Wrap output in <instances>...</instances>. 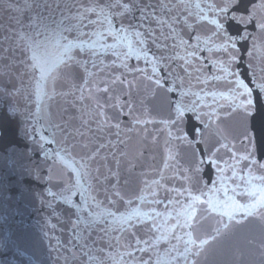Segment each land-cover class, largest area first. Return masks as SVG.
<instances>
[{
    "label": "water",
    "instance_id": "1",
    "mask_svg": "<svg viewBox=\"0 0 264 264\" xmlns=\"http://www.w3.org/2000/svg\"><path fill=\"white\" fill-rule=\"evenodd\" d=\"M138 32L141 35L137 36ZM126 48H151L157 57H165V70L183 78L185 89L192 92H227V78L214 82L210 79L215 74L212 60H222L235 73V79L243 80L248 97L254 101L257 86L264 84V0H0V264H64L48 246L46 219L51 217L41 197L50 199L49 187L56 191L67 186L74 179L73 168H80L85 184L95 189L97 199L105 200L103 177L109 175V169L116 170L119 160L124 197L116 205L120 211L129 198L136 201L142 191H147L145 181L151 185V181L164 176L161 184L167 187L184 183L174 169L188 165L191 149L172 139L174 127L170 136L169 126L160 123L174 112L172 105L179 99V89L169 93L171 82L166 81L160 88L139 73L119 69L113 54L124 53ZM137 63L134 58L129 61L131 67ZM139 66L145 67L144 62L140 61ZM185 66L192 77L185 73ZM201 67L202 79L208 76V84L195 79L199 74L195 70ZM114 76L131 81V86L127 82L112 83ZM103 87H109V92L98 91ZM116 98L125 105L131 100L134 106L133 116H120L119 136L114 127L119 108L110 107ZM192 99L186 97L185 103ZM261 100L264 102V93ZM98 102L104 105L109 118L103 130L97 128L98 120L104 119L97 115ZM203 104L210 105L203 107V112L212 114L214 128L218 126L226 137L222 142L234 144L242 153L248 144L242 137L247 127L253 142L250 151H255L254 158L264 163V148L260 145L264 115L257 114L245 122L242 110L230 109V101L219 95L215 100L206 96ZM134 116L156 123L137 125ZM185 121L183 134L194 141L197 155H204L205 144L196 140H206L213 150L219 147L216 141L220 137L215 131L206 135L191 113ZM191 125H196V135ZM76 128L86 131V136L70 134ZM92 137L94 142L85 148L82 139L88 143ZM109 140L114 146L101 150L108 159H91V149L100 143L107 145ZM41 145L50 159L44 158ZM170 152L173 157L179 153V159H169ZM32 168L40 170L42 179L29 174ZM254 174L264 172L254 170ZM225 175L230 177L231 172ZM240 175L246 176L247 170ZM202 178L211 187L216 180L215 170L210 175L205 168ZM114 182L110 177L109 187ZM159 191L163 197L164 189ZM151 207L144 205L145 209ZM156 207L163 211V206ZM251 220L245 218L231 232L222 231L216 240L207 235L210 245L200 256L190 257L189 264L191 260L198 264H261L264 232ZM217 226L215 214H211L205 224L207 232L214 233ZM59 227L64 231L56 234L67 241L71 225ZM98 235L102 233L93 232L88 240L94 249L89 264L128 260L124 245L126 239H131L129 234L117 244L114 237L120 233H111V247L108 237L100 242ZM160 258L162 262L168 259Z\"/></svg>",
    "mask_w": 264,
    "mask_h": 264
},
{
    "label": "snow or ice",
    "instance_id": "2",
    "mask_svg": "<svg viewBox=\"0 0 264 264\" xmlns=\"http://www.w3.org/2000/svg\"><path fill=\"white\" fill-rule=\"evenodd\" d=\"M139 35L141 34L138 32L137 36ZM113 55L117 61L116 66L123 69L124 72L139 73L142 79L154 83L160 88H163L166 81L171 82V86L167 89L169 93H176L179 89V99L172 105L174 112L170 113L168 120L160 121V123L169 126L168 134L170 136H172L171 128L174 127L176 134L172 136V139L187 144L191 149L192 155L188 165L186 167L178 166L174 169L178 173L179 179L184 183L179 187H167V185L161 184V181L164 180V176H161L160 180L151 181V185L156 186L153 188L148 181H145L147 191H142L136 201L129 198L125 202L124 210L120 211L116 205L118 201H123L124 197L120 191L119 160H116V170L109 169V175L103 177L105 200L97 199L95 189L90 184H85L84 173L81 169L73 168L74 179L67 186H61L56 191L53 190V187H49L47 197L50 199L41 197V204L46 205L50 210L51 218L46 219L49 231L45 232V237L49 240V248L55 251L60 259H63L64 264H89L93 259L91 253L94 250L92 244L88 243L91 234L93 232L102 233L97 236V241L103 242L108 237V246L111 247L113 239L111 233L119 232L120 236L114 237L117 244L126 233L130 235L131 239H126L124 245L128 249L126 252L128 260H120L117 264H180L181 259L183 264H189L190 257L200 256L202 251L206 250L205 246L210 245L207 235L210 234L212 240H216L222 231L224 233L231 232L233 228L241 225L245 218H252L250 222L257 223L261 231L264 232V175L254 174V170L264 172V163H259L254 158L255 151H250L253 148V142L252 138L248 136L247 127L242 133V137L247 138L248 144L241 153L235 149L234 144L222 142L226 137L219 131L218 126L214 128L212 114L203 112V107H210V105L203 104L205 97L211 96L215 100L219 95L220 98L230 101V109L242 110L245 122L249 117L255 119L257 114L264 115V102L261 100L264 84L257 86L258 90L253 101L247 95L248 89L243 80L235 79V73L222 60L213 59L212 68L215 70V74H211L210 79L214 82L227 78V92L218 94L210 90L192 92L185 89L183 78L170 69L165 70L168 68L164 63L165 57H157L151 48H126L124 53H114ZM133 58L138 62L135 67L129 65V61ZM140 61L144 62L145 67L139 66ZM201 69L202 67L195 70L196 73H199L195 79L198 83L208 84L209 77L203 76L202 79ZM184 71L188 77H192V72H188L186 66ZM162 73H166V75ZM121 76H114L112 83L124 84L127 82L131 86L132 82L121 79ZM98 91L108 93L109 87H103ZM189 96L193 99L185 103L186 97ZM112 99L113 97L110 96L109 100ZM110 107L119 108L114 117L116 135L119 136L122 125L120 116H133L134 106L131 100L125 105L123 101L116 98V102ZM141 107H143V101H141ZM103 109L104 105L98 102L97 115L104 118L98 120V130H103L109 119ZM189 113L203 126L206 135L215 131L220 137L216 141L219 147H215L213 150L207 146L206 140H196L195 143L203 142L205 144L204 155H197L199 150L193 146L194 141L183 134L185 117ZM134 122L137 125L156 123L154 120H144L135 116ZM81 128L73 129L70 134L81 138L85 137L87 132L82 131ZM191 131L194 135L197 134L196 125H191ZM94 140L95 138L92 137L89 138L88 143H84L82 139L83 146L89 148ZM45 142L52 143V141ZM241 143H243V139H241ZM260 145L264 148V137H262ZM109 146H114L111 140L107 145L97 144L95 148L91 149L90 158L106 161L108 156L107 154L102 155L101 150ZM222 149L224 150L223 155L220 154ZM40 150L46 160L50 159V154L43 145ZM57 155L59 156L58 153ZM112 155L115 156L114 153ZM225 155L228 157L227 160L224 159ZM60 158L62 159V157ZM169 159L178 160L179 153L173 157L170 152ZM241 164H243L242 168ZM103 167H107V165L104 164ZM167 167L168 164H165V168ZM205 168L210 170V175L211 170H215L216 180L211 182V187L202 178ZM245 170H247V175H240ZM229 171L231 172L230 177L225 175ZM48 173V181L51 182V168L48 169ZM29 174L34 175L37 179H42L39 169H30ZM110 177L114 178L115 182L109 187ZM229 180L232 181L231 184L227 183ZM236 181H240V183H236ZM161 188L165 193L163 197L159 191ZM149 197L151 198L149 199ZM239 197L245 199L241 200ZM146 204L153 207L145 209L144 205ZM156 206H163V211L158 210ZM211 214H215L218 225L214 233H208L205 228ZM64 223L71 225V234L67 241H64L61 235L56 234L58 231L63 233L64 229L59 225ZM201 234H204V238L201 237ZM181 244H183L182 249L180 248ZM162 245L166 246L163 252H161ZM77 247L79 251H77ZM96 251L103 250L96 249ZM161 256L168 259L162 262ZM261 256V264H264V249L261 251ZM191 264H198V262L191 260Z\"/></svg>",
    "mask_w": 264,
    "mask_h": 264
}]
</instances>
